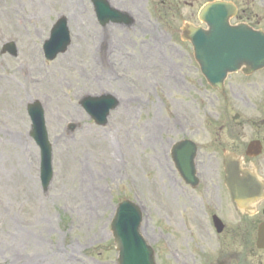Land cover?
<instances>
[{"label": "rangeland", "instance_id": "1", "mask_svg": "<svg viewBox=\"0 0 264 264\" xmlns=\"http://www.w3.org/2000/svg\"><path fill=\"white\" fill-rule=\"evenodd\" d=\"M28 1L0 0V79L9 77L21 92L13 99L0 82V264H118L110 223L122 200L141 208V234L156 264H212L225 255L195 218L202 194H183L170 160L171 146L191 139L198 160L213 154L218 162L216 169L197 167L198 177L206 184L222 180V150L264 131V70L247 78L232 74L215 91L180 38L185 24L204 27L198 12L215 0H107L130 19L104 26L90 0H33L44 16L28 10ZM223 1L234 3L238 15L242 9L264 20V0ZM23 13L30 19L20 24ZM59 18L71 41L47 61L42 46ZM10 42L16 57L1 51ZM36 62L53 79L47 90L27 87L44 83L25 81ZM105 94L118 106L98 127L79 102ZM33 102L43 110L52 147L47 192L30 138L26 107ZM258 175L264 178V164ZM245 260L258 264L252 254Z\"/></svg>", "mask_w": 264, "mask_h": 264}, {"label": "water", "instance_id": "2", "mask_svg": "<svg viewBox=\"0 0 264 264\" xmlns=\"http://www.w3.org/2000/svg\"><path fill=\"white\" fill-rule=\"evenodd\" d=\"M96 17L101 25L109 22L127 24V16L111 9L105 0H91ZM234 13L230 4L215 2L207 5L199 14L208 30L193 28L186 25L182 30V38L189 41L194 50V57L200 66V70L207 82L218 90H222L223 81L228 73L241 70L244 74H251L264 68V35L254 32L245 25L236 27L228 26V19ZM66 23L59 20L52 32L50 39L44 45L45 57L53 60L57 54L63 53L69 45ZM11 55H16L12 44L5 48ZM85 111L99 125L106 123V117L110 110L117 105L115 99L110 96L99 98H84L81 102ZM28 114L32 122L31 136L40 148L41 171L40 178L42 187L47 189L51 176V149L47 140L44 127L43 112L40 105L35 102L28 106ZM183 143L173 147V156L182 178L189 182H195V171L192 165V157H189L185 165L180 163L183 156H176L177 150ZM226 180L232 190V196L239 203L241 199L261 193L264 185L247 171L241 172L237 168H230L229 157H225ZM242 174V176H241ZM258 189V190H257ZM141 215L138 209L129 202L121 203L111 224V229L119 251V264H154L153 253L144 243L138 233ZM258 247L264 246V225L260 226L258 233Z\"/></svg>", "mask_w": 264, "mask_h": 264}, {"label": "flooded vegetation", "instance_id": "3", "mask_svg": "<svg viewBox=\"0 0 264 264\" xmlns=\"http://www.w3.org/2000/svg\"><path fill=\"white\" fill-rule=\"evenodd\" d=\"M238 23H246L251 28L264 31V20L261 22L255 21L246 14L245 10H241ZM255 134L256 136L251 139V142L259 141L261 145H264V132H256ZM229 152L243 157V168H253L257 171L260 169V165L264 164L258 161L264 154L263 149L258 157L251 159L245 156L246 146L241 143L239 145L232 143ZM254 152L253 150L249 151V154L253 155ZM198 156L197 152L195 158L196 168L216 169L218 167V162H216L213 154H210L207 159L202 160H198ZM220 165L223 164L219 163ZM203 182L205 183V181ZM203 182L200 180L195 188L187 185L186 187L195 194V197L202 194L200 209L194 212L195 218L201 217L203 219V225L200 226L202 232L210 235L212 241L218 247H221V250H225L226 252L225 255L220 253L213 264H246L245 259L250 254L258 258V264H264V249L259 250L256 248L258 225L264 222V200L254 206H248L247 210H253L251 213H248L245 210L239 209L232 201L224 180L209 181L208 184H203ZM220 228H222V231L218 233V229Z\"/></svg>", "mask_w": 264, "mask_h": 264}, {"label": "bare ground", "instance_id": "4", "mask_svg": "<svg viewBox=\"0 0 264 264\" xmlns=\"http://www.w3.org/2000/svg\"><path fill=\"white\" fill-rule=\"evenodd\" d=\"M26 7L28 8V10H30V9L34 10V8H39L40 9V14L42 16L45 15V12L41 9V6L38 7V5L34 4L33 0H29ZM24 15H25V13H23L22 16L18 17V21H19L20 24H23L25 21H29V19H30V18L29 19L28 18H24L23 17ZM104 43L105 42L101 43V45L99 46L101 48V50L104 48V45H105ZM33 61L35 62V59H33ZM32 70H33V72L32 73H28L27 77L25 78L26 83L28 85H32V84H35V83L39 84L42 80H43L44 83H42L41 85H39L36 88H34L32 86H27V87L30 90H32V91H36L35 89L39 90L41 88H42V90H47L50 87L51 82L53 81V79L50 76H48V75H43L39 71L37 62H36V64L32 65ZM0 82L3 83L4 87L11 88L10 89V93H11V96H12L13 99H18V97L21 96L20 89L14 84V82L11 79L9 80V77H4V78L0 79ZM123 142L126 143V139H124ZM108 145H109V147L113 146V142H108ZM18 147H19V149H22V147H23L22 143H18ZM110 160L112 161L111 157H110ZM113 164H115V162ZM162 174H163V176L165 178H167V175H166L165 172L162 171ZM173 190L175 191V189H173Z\"/></svg>", "mask_w": 264, "mask_h": 264}]
</instances>
